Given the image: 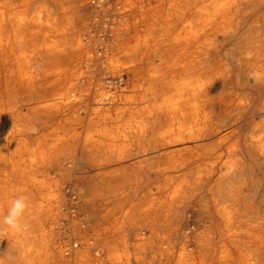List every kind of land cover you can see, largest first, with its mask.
Masks as SVG:
<instances>
[{"label":"bare ground","instance_id":"1","mask_svg":"<svg viewBox=\"0 0 264 264\" xmlns=\"http://www.w3.org/2000/svg\"><path fill=\"white\" fill-rule=\"evenodd\" d=\"M103 1L0 0V217L23 195L20 222L29 225L22 233L4 226L0 264L13 245L17 264H264V0H173L168 10L142 8L149 0L123 2L130 6L120 7L112 44L124 58L110 77L128 76L136 86L145 58L147 104L134 95L121 110L127 119H110L122 126L98 130L137 140L133 153H124V143L115 152H100L109 145L99 138L95 151L87 143L92 28L107 10L99 8L94 20L80 12ZM172 11L175 21H190L186 55L168 54L171 44L149 45L155 24L161 35ZM158 146L167 151L163 167H154ZM78 155L98 181L77 205L66 195H77L68 184ZM153 182L160 191L170 184L176 202L166 198L156 206L161 214H139L134 195ZM78 210L88 226L75 222ZM91 234L93 251L80 253Z\"/></svg>","mask_w":264,"mask_h":264},{"label":"rangeland","instance_id":"2","mask_svg":"<svg viewBox=\"0 0 264 264\" xmlns=\"http://www.w3.org/2000/svg\"><path fill=\"white\" fill-rule=\"evenodd\" d=\"M96 1V0H95ZM126 0H105L103 1L104 3L102 5L97 4L96 2L94 3L93 6L91 5H85L84 8L81 10V14L85 16L88 19L94 20L96 19L95 17L98 15V9L103 8L106 9L105 15H103L100 19V21H97L95 23V26L92 28V32L94 33L93 37V43L95 48L97 49V57L95 59V75L89 78V81L87 85L90 87V95L93 98L94 103L92 104L91 110L89 111V115L87 116V119H89L90 122V136L88 138L87 143L91 147L93 151H95L94 144L96 140H101L100 142H107V145H109V148L107 146L105 148H101V151H107L106 149L110 150L111 152H115L119 150L120 148V143L125 144L123 151L124 153H133L136 150L140 149V144L137 143V140H132L131 137L129 138L128 136H117L115 135L116 133H111L109 135L106 134H101L99 132V128L101 127L100 125L102 123L107 124L108 130L110 128H113L119 124V126H122L120 122H114L110 121V119H127V114L121 113V110H124L126 108L131 107V101L133 100L134 95L139 97L137 99L139 106H144L147 104V99L146 96L144 97L145 90L148 85V79L146 77L147 73L150 72L151 68L146 66L145 63V58H143L141 66H142V78L140 79L139 84L136 86L131 85L130 81L131 79L128 76H125L123 79H120L115 75V77L111 78L110 75L111 73H114V71L120 70L122 68V60H123V55L122 53H119L116 51L115 46H113V40H114V34L112 33V29L121 26V22L123 20L124 12L118 13L120 10V7L125 5L126 7H129L130 5L124 4L123 2ZM149 6H154L156 8H162V9H170L173 5V0H149V3L143 2L142 3V8H146ZM87 8V9H86ZM92 11V12H91ZM167 12V11H166ZM103 19V20H102ZM120 22V23H119ZM190 24L189 18L184 17L180 21H175L174 18V12H169L167 15H165V27L162 28V34L159 35L160 30H159V21L158 23L155 24V35L152 39L149 40V45L150 47H155L157 44L160 46H170L172 49L168 54H177V53H183L185 54L186 50V41H187V28L186 24ZM190 34V33H189ZM158 36V38H157ZM190 36V35H188ZM126 41H131L126 39ZM105 43H109L110 48L106 49L105 51L103 50ZM183 45V46H182ZM182 46V47H180ZM160 52V49H159ZM156 53L157 55L159 54ZM155 54V61L156 63L159 61L157 58V55ZM186 55V54H185ZM197 55V53H194V57ZM178 70L182 68V64L178 65ZM181 67V68H180ZM150 68V69H149ZM118 95L121 97V99H118L115 102L111 103V98H114L115 95ZM127 96L124 98V96ZM103 96V97H102ZM110 100V101H109ZM134 105V104H133ZM132 105V107H133ZM170 123V122H169ZM53 125H50L46 128L45 132H48ZM114 129V128H113ZM115 131V130H114ZM42 136V135H41ZM86 137V132L82 131L81 134L78 136V139L81 141ZM107 137V138H105ZM149 135H144V140H148ZM119 138V139H118ZM103 139V140H102ZM105 139V140H104ZM116 142V143H115ZM132 142V144H130ZM112 144V145H111ZM226 143L221 148V154L222 156L220 157V164H222L223 160L226 158L225 153V147ZM118 145V146H117ZM97 150V149H96ZM153 150L152 154L154 155V167L160 166L163 167L165 166V162L163 161V157L165 155L166 149H162L160 153H158V150L152 148ZM161 155V157H159ZM88 163L82 161L81 157L78 155V160L76 163L75 168L71 172V180L68 186L70 188L73 187L74 191H76L77 195L74 197L75 194H72L69 192L66 197H67V202H75V204H80V200L86 197V194L89 191V187L95 182L98 181V177H95L93 174V171L89 170V166L87 165ZM219 164V165H220ZM153 166V164H151ZM52 177H55L54 175V170L50 174ZM92 175V176H90ZM145 176V175H144ZM31 178V179H30ZM33 178V173H30L29 175V181L32 182ZM30 182V191H33V185ZM263 187V186H262ZM261 187V188H262ZM138 193L134 195V200L139 201V199L144 196L145 193H143L142 189L138 188ZM146 197L151 198L153 205H145V211L150 212L151 209L152 211L157 212V205H161L162 203L165 202L166 198H170L171 200H175V195L172 190V186L167 185L164 189L161 190L160 193V198L158 195L153 194V190H150V193L145 194ZM204 198L206 200H209V204L211 203V193H205ZM157 199H160V202H154ZM35 201L34 197H29V204H33ZM207 204V203H206ZM217 206V205H214ZM151 211V212H152ZM158 214H161V212H157ZM81 211H77V218H75V222H78L81 227L83 226H88L87 221H85V215L81 214ZM70 221V220H69ZM72 221V220H71ZM74 221V220H73ZM31 222V221H30ZM84 222V223H83ZM72 223L68 225V228L70 229L69 231L72 232ZM92 231H94L92 229ZM92 237V238H90ZM94 237V238H93ZM87 238V243H81L77 246L78 251L80 253L87 252V251H93L94 249V239L96 238V234H91L86 237ZM90 239V240H89ZM92 239V240H91ZM133 238H131L132 240ZM133 241V240H132ZM90 242V243H89ZM92 247V248H91ZM17 246L13 245L12 249L10 250V254L15 257L17 254ZM6 246L5 245H0V257H2L6 253ZM159 250H154V252H157ZM178 253V251H177ZM138 255V253H137ZM157 255L155 254L154 257ZM102 258H107L106 255L102 254ZM132 263L134 264H144L141 262V258H132ZM136 260V261H135ZM7 264H9V261L7 260ZM14 264H17V261L14 258ZM108 264H112L111 261L108 262Z\"/></svg>","mask_w":264,"mask_h":264},{"label":"clouds","instance_id":"3","mask_svg":"<svg viewBox=\"0 0 264 264\" xmlns=\"http://www.w3.org/2000/svg\"><path fill=\"white\" fill-rule=\"evenodd\" d=\"M27 198L23 195L17 196L11 203L8 212L3 217H0V235L4 234V226L17 233L27 232L29 229L28 224H21V218L27 209ZM9 264H14V257L9 253L7 254Z\"/></svg>","mask_w":264,"mask_h":264},{"label":"crops","instance_id":"4","mask_svg":"<svg viewBox=\"0 0 264 264\" xmlns=\"http://www.w3.org/2000/svg\"><path fill=\"white\" fill-rule=\"evenodd\" d=\"M142 140H144V138H142ZM161 147L160 146H158L157 148H156V150H158V153H160V151H161ZM115 165V163L114 164H112V163H110L109 165H107V167H106V169H112L113 168V166ZM150 187H152V190H153V194L154 195H158V197L160 198V193H161V191L160 190H157L156 189V186H155V183L153 182L152 184H149L148 186H146V187H142V189L144 190V189H148V188H150ZM100 192H102V190H100ZM143 193H145L144 191H143ZM150 193V192H149ZM145 199H146V196H145V194H144V196H142L140 199H139V201L137 200V201H134V203H136V206H137V212L139 213V214H142V215H144L145 214V207L143 206V204H144V201H145ZM95 201H96V203H98V202H101L102 201V199L101 198H96L95 199ZM154 202H160V199H157L156 201H154ZM158 212V211H157Z\"/></svg>","mask_w":264,"mask_h":264}]
</instances>
